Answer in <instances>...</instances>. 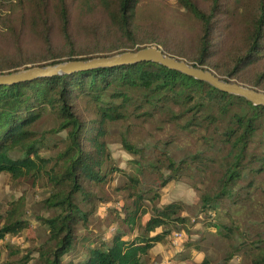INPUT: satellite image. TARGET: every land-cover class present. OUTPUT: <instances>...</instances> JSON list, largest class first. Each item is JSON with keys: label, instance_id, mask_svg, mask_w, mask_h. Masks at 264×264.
Wrapping results in <instances>:
<instances>
[{"label": "trees", "instance_id": "16d2710c", "mask_svg": "<svg viewBox=\"0 0 264 264\" xmlns=\"http://www.w3.org/2000/svg\"><path fill=\"white\" fill-rule=\"evenodd\" d=\"M2 1L6 10L0 11L5 13L0 19V37L12 38L6 46L22 51L21 34L27 30L43 53L27 59H20L21 53H0V73L148 46L138 45L146 42L138 39L141 0ZM178 2L198 21L196 51L188 56L165 47V52L210 68L225 80L264 91V0ZM74 21L82 31L89 27L98 36L113 28L129 41L82 48L72 32ZM55 30L64 41L60 50L54 45ZM46 112L59 119L52 132L65 131L51 167L53 159L41 153L48 145V131L36 127ZM154 121L158 122L156 129L169 128L170 132L161 137L154 129L151 143L134 139L138 127ZM114 124L123 126L121 143L133 156L131 173L113 165L108 137ZM114 171L124 172L126 180L116 190L130 199L121 211L115 210L119 227L109 238L85 233V229L93 231L88 227L90 215L97 199L106 200L104 183ZM3 172L14 178L45 173L49 177L51 191L45 201L53 214L39 217L49 236L35 248L45 264H154V246L174 229L191 232L185 214L188 205L158 203L168 183L190 176L203 179L210 173V187L194 183L200 194L194 206L200 211L216 210L225 203L236 205L250 196V186L264 173V105L148 60L0 84V174ZM246 177L250 178L249 191L240 183ZM21 213V205L12 203L5 216L0 214V240L30 226ZM236 229L234 222L218 223L219 235L231 246L221 264L238 252L249 255L246 264H264V232L248 247L236 238ZM251 248L256 252L250 254Z\"/></svg>", "mask_w": 264, "mask_h": 264}, {"label": "rangeland", "instance_id": "374dc122", "mask_svg": "<svg viewBox=\"0 0 264 264\" xmlns=\"http://www.w3.org/2000/svg\"><path fill=\"white\" fill-rule=\"evenodd\" d=\"M3 9V1L0 0V11L6 10ZM72 9L74 18H76L77 11L74 3H72ZM4 14V12L0 14V19L5 17ZM137 17L141 26L138 39L146 41L138 45H158L162 48L168 47L170 50L179 49L188 56H192L196 51L197 37L200 32L198 21L180 5L178 0H141L137 9ZM2 26L0 20V28ZM91 29L86 27L82 31L77 21H74L72 32L78 39L80 47L93 49L98 46H114L120 44L121 40L129 41L113 28L101 36L89 32ZM3 36L0 37V48H2L0 53L3 55L13 56L21 53L20 59H27L43 53L42 48L37 45L38 40L32 38L27 30L21 34L24 46L22 51L12 45L6 46L11 43L12 38L4 36L3 39ZM152 39L155 41L148 42ZM53 40L58 50L65 46L57 30L53 33ZM157 123L154 121L138 127L133 133L134 139L151 143L154 129L162 134L161 137H165L164 135L170 132L169 128L158 130L155 128ZM58 125L59 119L51 112L44 113L36 124L40 130L48 131V145L41 151L43 156L53 159L48 167L53 165L65 137V131L52 132ZM122 128L120 124H114L113 134L108 137V147L113 157V165L121 168L122 171L131 173L133 156L122 146ZM122 171L112 172L110 179L104 183L106 191L104 196L107 198L104 201L97 199L96 209L90 215L88 225L93 231L85 229V233L89 232L92 235L97 233L103 238H109L118 229L115 210L121 211V206L130 201L124 191L116 190L126 180ZM190 177L174 180L160 192L161 197L158 200L160 204L180 201L188 205L185 214L190 218L192 225L189 227L190 233L187 230L174 229L164 242L153 247L151 251L154 264H177L183 256L187 258L182 261V264H206V259L210 261L207 264H221L231 250L230 242L221 234L219 235L218 223L221 220L237 224L239 229H236L235 236L248 247L252 245L253 240L260 237L259 233L264 232V173L259 175L256 182L250 186V191L247 188L250 178L246 177L241 180L240 183L250 192V196L241 199L236 205L220 204L216 210L207 211H200V207L194 206L200 197L199 190L194 183L198 181L203 183L200 184L202 187H210L213 184L210 173L203 179ZM50 191L51 185L47 173L41 177L29 175L21 178H14L8 172L0 174V214L5 216L11 209L12 203H17L22 207L23 218L30 222V226L21 232L7 234L4 239L0 240L2 250L0 264H45L43 257L35 248L43 245L49 236L46 225L39 217L53 214L45 201ZM147 217L148 215L144 217V221ZM176 232L181 234L176 236ZM254 252H256L255 248L249 251L250 254ZM248 256L243 252H238L226 264H246ZM26 259L28 262H25Z\"/></svg>", "mask_w": 264, "mask_h": 264}, {"label": "water", "instance_id": "95a60500", "mask_svg": "<svg viewBox=\"0 0 264 264\" xmlns=\"http://www.w3.org/2000/svg\"><path fill=\"white\" fill-rule=\"evenodd\" d=\"M141 60L161 63L167 67L207 81L215 87L228 93L241 95L252 101L255 105H264L263 90L243 84L236 80H225L216 74L212 69L195 66L185 59L170 55L158 45H148L138 50L123 51L111 56H98L87 60H69L52 65L34 66L10 73H0V84H8L23 79L52 75L56 73H65L73 70L137 62Z\"/></svg>", "mask_w": 264, "mask_h": 264}, {"label": "built area", "instance_id": "2783aa9c", "mask_svg": "<svg viewBox=\"0 0 264 264\" xmlns=\"http://www.w3.org/2000/svg\"><path fill=\"white\" fill-rule=\"evenodd\" d=\"M180 234H181L180 232H176V233H175L176 236H177V235H180Z\"/></svg>", "mask_w": 264, "mask_h": 264}, {"label": "crops", "instance_id": "0c3cea01", "mask_svg": "<svg viewBox=\"0 0 264 264\" xmlns=\"http://www.w3.org/2000/svg\"><path fill=\"white\" fill-rule=\"evenodd\" d=\"M178 264H182V262L178 263Z\"/></svg>", "mask_w": 264, "mask_h": 264}]
</instances>
